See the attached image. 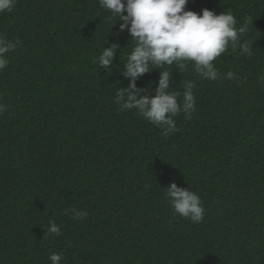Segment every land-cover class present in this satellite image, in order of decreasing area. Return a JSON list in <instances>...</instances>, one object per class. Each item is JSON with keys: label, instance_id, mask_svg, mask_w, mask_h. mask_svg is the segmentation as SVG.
Segmentation results:
<instances>
[{"label": "trees", "instance_id": "16d2710c", "mask_svg": "<svg viewBox=\"0 0 264 264\" xmlns=\"http://www.w3.org/2000/svg\"><path fill=\"white\" fill-rule=\"evenodd\" d=\"M205 8L247 23L253 54L229 47L214 61L231 80H201L190 62L140 77L150 96L162 71L180 99L194 86L193 118L174 117L167 137L116 103L131 36L99 0H17L0 13V33L19 42L0 71V264H51L52 253L61 264H264V0L185 10ZM108 42L120 45L112 73L93 63ZM172 182L198 193L203 222L173 215ZM50 220L62 234L43 239Z\"/></svg>", "mask_w": 264, "mask_h": 264}, {"label": "clouds", "instance_id": "9594fccd", "mask_svg": "<svg viewBox=\"0 0 264 264\" xmlns=\"http://www.w3.org/2000/svg\"><path fill=\"white\" fill-rule=\"evenodd\" d=\"M188 3L189 0H99L102 9L109 11L113 18H118L117 21H122L120 32L127 31L131 36L132 49L120 73L129 80V85L115 93L116 103L121 112L135 110L148 123L161 128L166 137L179 130L174 117L183 113L185 119L193 118L196 112L194 86L191 81L183 84L184 91L180 99L179 91H169L171 71H162L155 94L150 96L137 86L140 77L165 65H175L179 71L184 70L190 62L201 80H231L235 78L234 73H220L214 61L229 47L233 51L240 49L241 55L250 57L253 54L252 44L241 40L247 31V23L238 28L237 18L231 11L216 14L205 8L202 13H197L185 10ZM16 4L17 0H0V13L11 12ZM18 43L0 33V71L8 67V54L16 49ZM107 45L93 63L112 73L111 66L120 45L109 42ZM258 79L264 83V75ZM5 111L6 106L0 103V115ZM164 190L174 216L193 224L203 222L205 208L197 192L178 187L175 182ZM69 212L73 213L71 218L77 222L88 215L86 211L76 209L65 210L64 214ZM44 230L43 239L62 234L60 226L51 220ZM62 259V253L49 256L51 264H61Z\"/></svg>", "mask_w": 264, "mask_h": 264}]
</instances>
